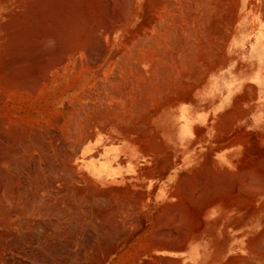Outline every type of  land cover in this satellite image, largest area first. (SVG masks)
Segmentation results:
<instances>
[{"label": "bare ground", "instance_id": "6f19581e", "mask_svg": "<svg viewBox=\"0 0 264 264\" xmlns=\"http://www.w3.org/2000/svg\"><path fill=\"white\" fill-rule=\"evenodd\" d=\"M260 2L0 0V264H264L253 97L211 138L203 77Z\"/></svg>", "mask_w": 264, "mask_h": 264}, {"label": "rangeland", "instance_id": "374dc122", "mask_svg": "<svg viewBox=\"0 0 264 264\" xmlns=\"http://www.w3.org/2000/svg\"><path fill=\"white\" fill-rule=\"evenodd\" d=\"M263 6H264V0H261L260 6H256V8L260 7L258 8L260 12L257 15H255L258 18L256 32L250 35H246L247 33L242 34L243 31L245 30L244 25L247 23L246 21L242 22L243 24L242 26L243 29L241 31L242 33L237 34L236 39L233 41L232 45L225 51L226 57L228 56L227 59H230L229 65L220 69L216 73L209 71V74L206 73L207 75L202 74L205 71L207 72L208 71L207 69H204V72L203 70L201 71L203 77L208 76L209 77L208 79H211L214 82V85H211L209 90V92H211L213 96V98L211 96L210 101L211 102L214 101L212 103L213 110L211 113V131H210L211 138H215L217 125L220 123L222 117L225 116L230 110L234 109V105L237 98L242 96L244 97L245 96L244 94L246 95L251 94L253 98L252 99L249 98L247 101L248 103L245 102L244 106L239 108L244 112L242 113L240 119H237V122L233 127L231 135H234L236 133H243L246 137H250V136L253 137L254 135V138L258 139V141L262 142L263 140L262 138L264 137V7ZM246 7H245V10H247L246 12L250 13L251 14L250 17L252 18L254 14L253 10H250L249 8ZM241 40H243V42ZM242 59L245 62H243ZM248 65L249 67L247 68ZM228 76L231 78H229ZM219 77L221 79L222 78L224 79L221 80ZM217 82L220 83V85ZM246 85L251 86L252 88L248 90ZM233 87H236V89ZM252 90L254 92H252ZM198 105L199 107L200 106L204 107L205 101L203 100L200 101ZM218 105L220 106L217 107ZM191 122H192V126L190 125V122L189 123L187 122L185 126H190L194 128V120ZM202 124H206V123H202ZM198 127H204V126L200 125ZM204 148L206 149V146H204ZM209 150L210 149H208V151ZM185 151H187L188 153L185 155L182 163L176 169V172L179 171L185 172L188 170V168L194 166V153H195L194 148H189L186 149ZM212 152H215V150L213 149Z\"/></svg>", "mask_w": 264, "mask_h": 264}]
</instances>
